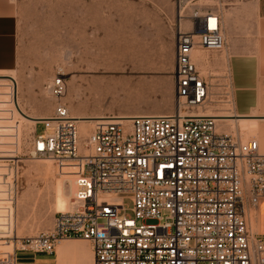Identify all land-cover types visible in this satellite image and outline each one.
<instances>
[{
  "label": "built area",
  "instance_id": "2783aa9c",
  "mask_svg": "<svg viewBox=\"0 0 264 264\" xmlns=\"http://www.w3.org/2000/svg\"><path fill=\"white\" fill-rule=\"evenodd\" d=\"M189 19L190 29L175 26L172 114L107 116L82 139L59 103L42 122L47 133L36 125L25 150L20 120L4 131L0 111V264H20L19 252L54 256L71 240L90 244L92 264H264V237L250 216L264 200V154L256 140L218 132L216 118L198 114L211 83L192 53L227 48L223 15L196 7ZM45 90L59 99L66 82L58 76ZM30 159L70 170L74 209L57 213L48 231L19 237L13 210Z\"/></svg>",
  "mask_w": 264,
  "mask_h": 264
},
{
  "label": "rangeland",
  "instance_id": "374dc122",
  "mask_svg": "<svg viewBox=\"0 0 264 264\" xmlns=\"http://www.w3.org/2000/svg\"><path fill=\"white\" fill-rule=\"evenodd\" d=\"M242 1L195 0L183 4L186 17L196 7L220 10L224 17L227 48L219 53L200 50L206 59L201 65L198 63V68L209 78L212 94L202 111L240 115L235 111L233 101L232 86L237 81L234 66L241 59V21L253 20L252 9L244 7ZM178 2L20 0L14 59L9 64L10 71L0 72V75L15 78L14 103L17 100L24 114L32 118L52 117L59 103L65 105L74 117L172 114L177 106L174 48ZM243 26L246 29V23ZM249 28L259 32V39L252 43L256 48L260 43L262 54L264 24L254 22ZM260 56L259 76L264 77V55ZM58 76L65 80L66 91L55 99L46 92L45 86ZM0 105L2 118L8 124L19 119L14 111L10 80L0 79ZM250 116L259 115L255 110ZM36 125L20 120L17 128L22 131V149L29 147L35 127L37 135L47 133L44 124ZM90 128V123L79 125L82 139H86ZM225 130L229 132L228 128ZM231 133L243 143L258 141V128L255 131L253 121L238 123L237 130ZM68 172L69 169H62L52 161H26L14 216L19 237L35 236L52 228L57 214L54 185L63 176L69 177ZM71 179L73 181V177ZM71 179L65 178V191L70 197ZM125 204L132 208L129 200ZM251 223L252 230L256 231L255 211ZM82 242L91 259L90 244ZM85 254L86 249L80 248L79 264H91L88 260L85 263ZM57 257L19 252L17 262H57ZM66 264H77L76 259L69 257Z\"/></svg>",
  "mask_w": 264,
  "mask_h": 264
},
{
  "label": "crops",
  "instance_id": "0c3cea01",
  "mask_svg": "<svg viewBox=\"0 0 264 264\" xmlns=\"http://www.w3.org/2000/svg\"><path fill=\"white\" fill-rule=\"evenodd\" d=\"M20 0H0V72L10 71L9 64L13 62L15 50V28L17 27V12ZM243 6L252 9L253 20L252 22L241 21V43L240 52L241 59L235 63V78L233 82V101L235 111L243 116H250L256 110L259 119L255 122V131L258 128V145L261 153L264 154V77L259 76V67L261 56L260 47L253 45L254 39H259L258 31H250L249 25L252 23L264 24V0H243ZM223 15V14H222ZM224 18V17H223ZM224 21V19H223ZM246 23L247 27L243 26ZM252 34V35H250ZM250 36V37H249ZM256 36V37H254ZM226 37V36H225ZM227 40V39H226ZM200 65L204 61L205 56L200 55ZM261 57V58H260ZM264 58V56H263ZM239 76V77H238ZM259 124V127H258ZM256 212V228L257 233L264 237V200L260 203ZM252 227V226H251ZM68 242V241H66ZM66 247L74 248L75 253L78 255L80 248L86 249V260L92 264V256L89 259V251L84 244H70L66 243ZM56 253L57 252L56 249ZM56 254V256H58ZM72 257V256H70ZM76 263L79 264L77 256H73ZM58 258V257H57ZM69 257L64 261L57 264H66Z\"/></svg>",
  "mask_w": 264,
  "mask_h": 264
},
{
  "label": "bare ground",
  "instance_id": "6f19581e",
  "mask_svg": "<svg viewBox=\"0 0 264 264\" xmlns=\"http://www.w3.org/2000/svg\"><path fill=\"white\" fill-rule=\"evenodd\" d=\"M189 3H191L190 0H189V2H188V0H179L178 5H177V23L176 24L178 26L180 23L181 27L184 28L185 30L190 29V23H189L190 22V19H189L190 16L186 17V15H184V11L183 12L181 11V13H180V9L182 10V8H184L183 4H189ZM200 55H203L200 53V50L194 51L192 53V58L196 63H200V58H201ZM205 59H206V57H205ZM208 62H209V60H208ZM0 79H2V80L6 79V80L11 81L12 101H13V104H15V108H14L15 110L14 111L16 113V116L20 120H23L24 122L29 123L31 125H36V123H42L46 120H49V118H32V117L25 115L24 112L18 106L19 104L17 103V100L14 103V99H15V95H16V81L14 80L15 79L14 76L13 75H0ZM211 103H213V102H211ZM202 110H203V108L198 112L200 117H214V118H216L218 132H225L226 134L233 135V136H237L236 134H232L231 132H234L237 130L238 123L248 122V121L256 122L259 119L258 117H254V116H243V115H235V114H215L213 112L209 113L208 110H207V112L202 111ZM105 117H99V116H95V117H77L76 116V117H74V116H72V119H75L77 121L78 129H79V125L81 123H90L91 128H92L93 124L97 120L104 119ZM114 117H117L118 119L130 120V119L134 118L135 116H125V117L114 116ZM6 124H8V123H7V121L4 120L2 123L4 130H7ZM91 128H90V130H91ZM225 128H228L229 132H227L225 130ZM90 130L88 132V135L90 134ZM88 135H87V137H88ZM32 160L51 161L48 159H32ZM49 172H50V170H49ZM68 173L69 174H66V175L69 177L63 176L60 180H57L56 184L54 185V207H55L56 213L69 212V211H72L74 209L73 195L75 193V185H74V180L72 181V179H71L72 175H70V172H68ZM48 175H49V173H48ZM65 178L71 179L70 182H71V196L72 197H70L66 194ZM13 215L15 216V209L13 210ZM250 216H252V213L250 214ZM13 221H14L12 223L13 229L16 231L15 217H13ZM72 241H76V242L73 243V242H69V241L68 242L64 241V242H61L57 246V252H59L58 258H57V263L64 261L67 257L77 256V254L75 253L76 250L74 248H71V247H66L65 244L70 243V244L75 245V244H84V243L82 242L83 240H72ZM78 241H80V242H78ZM85 242H87V241H85ZM2 249L6 250L8 248H2ZM90 253L92 256V263H93V255H92L91 247H90Z\"/></svg>",
  "mask_w": 264,
  "mask_h": 264
}]
</instances>
